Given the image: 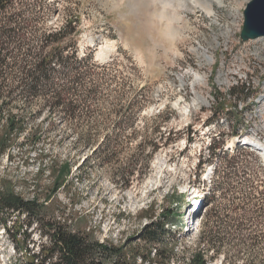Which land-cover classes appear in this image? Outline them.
<instances>
[{
    "label": "rangeland",
    "instance_id": "374dc122",
    "mask_svg": "<svg viewBox=\"0 0 264 264\" xmlns=\"http://www.w3.org/2000/svg\"><path fill=\"white\" fill-rule=\"evenodd\" d=\"M58 1L81 19V50H96L99 62L117 59L114 70L106 77L112 80V97L122 93L128 99L140 91L149 97L142 112L146 120L139 123L138 131L145 123L154 129L165 121L156 135H169L170 140L153 154L142 179L126 190L112 182L108 171L95 170L89 178L77 181L81 173L76 168L93 149L77 148V134L72 131L79 132L78 123L82 122H112L110 104L101 106L100 115L77 111L73 120L76 125L70 130L59 125L55 140L62 138V142L38 144L30 155L31 166L25 165L21 151L11 145L0 156V182L10 183L15 193L24 199H37L46 209L41 211L42 224L35 215L28 218L25 213L0 214V264L40 261L41 247L49 245L46 223L63 218H68L71 230H89L98 243L128 252L132 244H141L138 236L149 223L141 212L153 206L159 213L171 205L177 210L175 218L181 215L182 219L179 217L181 224L170 227L166 235L175 242L170 264H181L194 247L198 232L196 220L187 231L182 229L188 226V211L197 205L190 206V198L193 195L199 199L208 193L210 174H206L212 166L205 160L211 138L217 136L214 139L228 151L237 146L240 137L264 145V42H243L239 37L242 13L250 0H216L218 5L211 0L210 9L207 0H196L195 6L189 0ZM59 23L60 20L48 28ZM241 84L248 88L250 97L244 101L230 99V88ZM197 96L205 103H196ZM158 114L162 117L155 119ZM44 115L43 118L47 116ZM140 140L138 135L128 143L124 154L138 153L134 147ZM40 150H50L71 166L70 186L53 193L48 171L36 172L35 155ZM248 246L238 245L237 249L244 253ZM250 251L258 255L256 262L262 261L264 241ZM242 262L239 258L233 264ZM128 264H133L132 260ZM134 264H141L140 260ZM209 264H221V259Z\"/></svg>",
    "mask_w": 264,
    "mask_h": 264
},
{
    "label": "trees",
    "instance_id": "16d2710c",
    "mask_svg": "<svg viewBox=\"0 0 264 264\" xmlns=\"http://www.w3.org/2000/svg\"><path fill=\"white\" fill-rule=\"evenodd\" d=\"M58 2L0 0V156L15 144L25 165L31 166L30 155L38 144L62 142V138L55 140L59 125L70 130L76 125L73 120L77 111L84 112L83 115H100L101 106L110 104L112 122H82L78 123L79 132L72 131L77 134V148L93 149L76 168L81 173L77 181L89 178L95 170L108 171L112 182L126 190L142 179L153 154L168 145L169 135H156L165 121L154 129L145 123L138 131L139 123L146 120L142 112L149 97L143 91L133 93L128 99L122 93L112 97V80L106 77L114 70L117 59L99 62L96 50L89 47L81 50V19ZM55 15L58 17L52 23L58 20L60 23L48 28ZM117 52L121 53V48ZM249 97L244 84L229 90V98L234 101ZM45 113L47 116L43 118ZM161 117L158 114L154 118ZM148 120L151 123L152 117ZM30 122L33 124L27 129ZM138 135L141 140L134 147L138 153L124 154L127 144ZM216 137L210 140L205 160L212 171L208 193L202 195V205L195 217L198 232L194 247L181 264H209L216 259H221V264H233L239 258L243 259L242 264H264V255L262 261L256 262L258 255L250 251L264 241V163L259 154L246 148L223 151ZM50 152L40 150L35 155L36 172L48 171L55 193L70 186L71 166ZM44 209L46 206L37 199H24L14 192L10 183L0 182L1 215L25 213L28 218L35 215L42 224L40 216ZM174 211L177 210L172 205L159 213L153 206L142 211L140 215L149 223L138 236L141 244H132L128 252L98 243L89 230H71L68 218L51 221L45 225L49 245L41 247L38 254L41 259L34 264H128L131 260L133 264L137 260L141 264H170L175 242L166 235L182 219L181 215L176 219ZM238 245H249L250 250L243 253L237 249Z\"/></svg>",
    "mask_w": 264,
    "mask_h": 264
},
{
    "label": "water",
    "instance_id": "95a60500",
    "mask_svg": "<svg viewBox=\"0 0 264 264\" xmlns=\"http://www.w3.org/2000/svg\"><path fill=\"white\" fill-rule=\"evenodd\" d=\"M240 39L243 42L264 37V0H250L243 10ZM255 148L254 145H250ZM260 150V149H258ZM264 154V153H263ZM193 217L191 222L194 223Z\"/></svg>",
    "mask_w": 264,
    "mask_h": 264
},
{
    "label": "bare ground",
    "instance_id": "6f19581e",
    "mask_svg": "<svg viewBox=\"0 0 264 264\" xmlns=\"http://www.w3.org/2000/svg\"><path fill=\"white\" fill-rule=\"evenodd\" d=\"M190 1V3H191V5L192 6H195L197 3H196V0H189ZM206 1V0H205ZM208 1H211V0H207L205 3H206V5L208 4V9H210V4L208 3ZM244 1H249V0H244ZM211 2H213V3H215L216 5H218L219 3L215 0V1H211ZM196 3V4H195ZM201 3V2H200ZM203 3V2H202ZM204 3V4H205ZM205 5V6H206ZM207 10V9H206ZM210 11V10H209ZM211 12V11H210ZM256 40H263V42H264V37H262V38H258V39H256ZM195 102L197 103V102H199V103H205V100L202 98V97H198L197 96V98H196V100H195ZM231 148V147H230ZM264 153V152H263ZM195 203V202H194ZM194 203H192V204H194Z\"/></svg>",
    "mask_w": 264,
    "mask_h": 264
}]
</instances>
